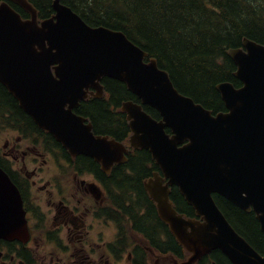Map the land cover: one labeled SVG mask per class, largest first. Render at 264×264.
Returning a JSON list of instances; mask_svg holds the SVG:
<instances>
[{
  "label": "water",
  "instance_id": "95a60500",
  "mask_svg": "<svg viewBox=\"0 0 264 264\" xmlns=\"http://www.w3.org/2000/svg\"><path fill=\"white\" fill-rule=\"evenodd\" d=\"M8 1L30 15L25 19L9 2L0 3V83L23 112L72 156L87 155L107 173L128 161L130 149L149 151L168 182L156 175L146 187L161 219L191 254L183 264H197L217 250L233 264H264V255L235 230L214 198L254 212L264 232V44L245 38L227 52L242 86L219 83L226 111L214 114L182 94L157 59L123 32L88 25L62 0H53L55 15L45 20L29 0ZM104 78L124 83L141 102L122 106L133 131L129 144L95 135L74 112L90 95L103 96ZM171 186L202 221L173 207ZM0 241H29L21 192L1 167Z\"/></svg>",
  "mask_w": 264,
  "mask_h": 264
},
{
  "label": "flooded vegetation",
  "instance_id": "af4514ba",
  "mask_svg": "<svg viewBox=\"0 0 264 264\" xmlns=\"http://www.w3.org/2000/svg\"><path fill=\"white\" fill-rule=\"evenodd\" d=\"M106 79L110 78L102 81L103 96L90 95L74 112L87 119V124H92L95 135L129 144L133 131L122 106L125 102L138 103L136 96L121 82L132 96L115 108L111 104L112 94L105 85ZM93 100L111 104L110 111L124 119L125 133L120 131L119 136H115L95 129L86 112V106ZM18 107L21 109L19 103ZM17 121L7 124L2 132L4 148L0 151V163L22 193L30 236L27 243L0 241L2 246H14L8 247L10 254L0 253V258L8 259L10 264L17 257L18 264H183L191 257L159 216L157 204L147 190L146 183L156 175L165 179L149 151L145 150L150 156L145 165L151 172L141 179L144 198L134 187L119 183L124 179L120 178L122 175L135 176L127 165L131 157H137L144 150L130 149L128 161L115 165L107 173L95 159L87 155L74 157L53 135L40 130L41 134L33 132ZM33 124L38 128L34 121ZM114 130L119 131L118 124L114 125ZM89 159L98 167H92ZM117 166H124L123 174L111 179ZM167 182L165 179L164 184ZM170 188V199L174 204L175 192L183 195L177 186ZM150 205L165 226L158 225L153 232L148 225L136 226V222L144 219ZM187 218L201 220L196 213ZM33 246V254L36 252L37 257L32 254ZM25 249L27 252H23ZM218 251L233 264L221 250L204 256L197 264H217L213 259L219 255L215 253Z\"/></svg>",
  "mask_w": 264,
  "mask_h": 264
},
{
  "label": "trees",
  "instance_id": "16d2710c",
  "mask_svg": "<svg viewBox=\"0 0 264 264\" xmlns=\"http://www.w3.org/2000/svg\"><path fill=\"white\" fill-rule=\"evenodd\" d=\"M3 1L8 0H0V3ZM29 2L38 10L41 20L55 15L53 0ZM62 2L92 27L104 26L123 32L131 41L148 52L150 58L157 59L159 66L169 72L175 87L182 94L193 98L214 114L226 111L217 85L231 82L236 87L242 86L234 77L236 65L228 57L227 52L232 48L242 47L245 38L264 44V0H62ZM10 4L23 18L30 17L17 5ZM105 85L112 94L111 104L115 105V108L119 107L121 101L132 96L119 81L106 79ZM135 101L139 103L136 97ZM111 104L93 100L86 106V112L87 116L92 118L98 132L119 136L118 133L120 131L125 133L127 127L123 118L116 117L110 111ZM144 109L154 118L161 120L155 109L151 107ZM7 121L21 122L25 128L41 134V130L35 128L33 120L18 107V102L0 83V123ZM116 124L119 125V131L114 132ZM168 132L171 133L169 130ZM149 157L145 150L137 157H131L127 167L135 176H123L124 166H117L111 179L122 175L120 178L124 179L119 182L121 186H132L144 196L141 179L151 172L145 165ZM89 163L92 167H98L91 159ZM141 198L143 199L142 196ZM214 198L237 232L264 255V232L261 231L255 214L241 210L219 195H214ZM174 207L187 217L195 215L194 209L177 192ZM146 225L150 227L151 232L158 225L164 226L152 205L148 206L144 219L136 222L137 227ZM172 242L175 243L173 240ZM4 246L14 247L11 244ZM23 252H27L26 249ZM215 253L219 254L213 259L217 264H231L220 251Z\"/></svg>",
  "mask_w": 264,
  "mask_h": 264
},
{
  "label": "rangeland",
  "instance_id": "374dc122",
  "mask_svg": "<svg viewBox=\"0 0 264 264\" xmlns=\"http://www.w3.org/2000/svg\"><path fill=\"white\" fill-rule=\"evenodd\" d=\"M2 135H3V134L0 133V151H2L3 148H4V140L2 139ZM31 248H32V247H31ZM33 250H34V246H33V249H32V254H33ZM34 251H35V250H34ZM0 253H4L5 255H6V254H10V250H9L8 247L1 246V247H0ZM41 253H43V251H41ZM34 254H35L34 257H37L36 252H35ZM34 254H33V255H34ZM4 263H6V264H10L8 259L0 258V264H4ZM18 263H19V259H18V257H17L16 260H15L12 264H18Z\"/></svg>",
  "mask_w": 264,
  "mask_h": 264
}]
</instances>
